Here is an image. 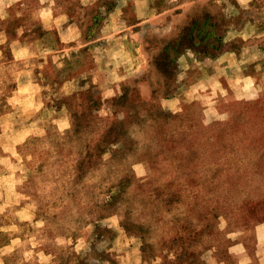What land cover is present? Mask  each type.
<instances>
[{"label": "rangeland", "instance_id": "obj_1", "mask_svg": "<svg viewBox=\"0 0 264 264\" xmlns=\"http://www.w3.org/2000/svg\"><path fill=\"white\" fill-rule=\"evenodd\" d=\"M0 264H264V0H0Z\"/></svg>", "mask_w": 264, "mask_h": 264}]
</instances>
